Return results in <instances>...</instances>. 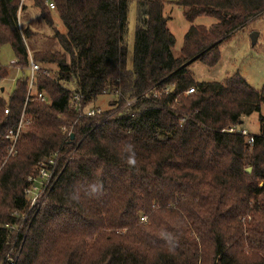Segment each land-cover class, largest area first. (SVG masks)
Segmentation results:
<instances>
[{
	"label": "trees",
	"instance_id": "16d2710c",
	"mask_svg": "<svg viewBox=\"0 0 264 264\" xmlns=\"http://www.w3.org/2000/svg\"><path fill=\"white\" fill-rule=\"evenodd\" d=\"M23 1L0 0V46L22 67L6 96L0 89V264L8 255L15 264H264V127L223 131L260 111L264 82L255 89L238 72L196 80L189 69L214 66L220 43L263 15L264 0H173L190 23L177 53L164 0H50L63 31L46 0H31L52 31L41 43L21 27ZM198 16L214 21L193 24ZM30 59L41 70L25 102ZM8 68L0 64V81ZM75 93L78 107L68 103ZM103 94L115 107L88 115ZM23 110L9 155L5 134ZM42 159L50 176L31 205Z\"/></svg>",
	"mask_w": 264,
	"mask_h": 264
},
{
	"label": "rangeland",
	"instance_id": "374dc122",
	"mask_svg": "<svg viewBox=\"0 0 264 264\" xmlns=\"http://www.w3.org/2000/svg\"><path fill=\"white\" fill-rule=\"evenodd\" d=\"M50 1V0H46ZM134 1V0H133ZM165 6L163 13L168 16L167 27L173 33L175 37V44L173 51L177 53L182 46L183 36L186 32L190 23L186 21L183 16V8L181 6L172 5L170 2L173 0H164ZM26 4L25 10H23L19 15L21 18V27L24 28V21L28 18V23H31L32 30L36 34V40L38 43L42 41H47V38H51L52 31L44 22L40 20L38 9L32 6L31 0H24ZM46 3V2H45ZM47 5V4H46ZM32 9H28L29 7ZM48 6V5H47ZM49 8V7H48ZM50 15L55 20L54 23L60 31L64 30V25L61 20L57 17L54 9H50ZM40 18V19H39ZM40 20V21H38ZM135 20H136V11L135 3L131 2L128 9V21H127V31H126V41H127V60L128 64L131 65L132 57V43L135 30ZM248 23L239 30L233 32L228 38L222 41L219 45L220 57L218 62L214 66H208L201 63L200 61H193L189 65V69L193 73V77L196 80L204 81H219L229 76L233 73L238 72L241 74L246 82L255 89H259L264 82V14L258 18L249 19ZM37 21V22H36ZM213 18L209 16H198L193 24H203L209 25L213 22ZM39 22V23H38ZM252 31H258V37L255 44H252L250 39V33ZM35 40V41H36ZM32 41V40H31ZM34 42V41H33ZM44 45V44H43ZM44 47V46H43ZM56 49L58 48L55 46ZM15 60L14 53L10 45L5 44L0 46V64L4 67H9V77L1 81L0 87H5V92L3 96L10 92L15 76L19 75L20 71H17L16 68L11 67L10 64ZM52 67V66H48ZM53 68V67H52ZM28 74L27 70H24ZM170 88V87H167ZM167 88L164 89L167 90ZM153 91L158 95L163 91L160 88H153ZM114 97L108 95H100L97 98L95 105L99 107L100 110H110L114 106L110 105L113 102ZM260 116L264 117V105L261 106L259 112L251 113L248 116H244L242 121L235 125L234 128L240 132H243L246 135L249 134H258L261 132L264 127V123L260 121ZM45 159H42L39 165L44 163ZM49 174H43L41 177H36L33 179L35 185V192L38 193V196L42 195L44 184L48 179ZM28 180H32V177L29 176ZM33 185V184H32ZM43 186V187H42ZM42 193V194H41Z\"/></svg>",
	"mask_w": 264,
	"mask_h": 264
},
{
	"label": "built area",
	"instance_id": "2783aa9c",
	"mask_svg": "<svg viewBox=\"0 0 264 264\" xmlns=\"http://www.w3.org/2000/svg\"><path fill=\"white\" fill-rule=\"evenodd\" d=\"M46 4L49 6V8L53 9L54 8V4L53 2L51 1H46ZM11 66V64H10ZM17 69V71H20L22 70V67H15ZM27 71H28V88H27V95H26V101H28L31 97V94L32 93V86H33V83H34V77H35V73L40 71L41 70V65L33 60L30 59V62H29V65L25 68ZM15 77L12 79L14 80ZM194 92V89L192 87L188 88L185 93L186 94H191ZM157 93L154 92V95H156ZM36 98L40 101H46L47 100V96L43 93V92H37L35 94ZM79 95L78 94H74L73 97H71L68 101L69 105H72L74 107H78L79 106ZM101 110L99 108H90L88 111H87V114L88 115H92L96 112H100ZM4 112L7 113L8 112V109L5 108L4 109ZM81 115V114H79ZM28 122V119L25 117L24 115V110L22 111L21 115H20V118L18 120V123L16 125L15 128H11L7 131V133L5 134V138L8 139L10 141V146H9V149H8V154H14L16 151H15V144L17 142V139H18V136L20 134V131L21 129L23 128V126ZM223 131H226V132H235L236 129L234 128V126H228L226 128L223 129ZM247 142L248 143H252L253 142V137L252 136H249L248 139H247ZM51 165L53 164V160L50 159L48 161ZM40 177L43 175V174H49L50 176V172L49 170L46 169V167H44V163L41 164V167H40ZM48 176V177H49ZM34 180H32L33 182ZM35 185L36 184H33L31 187H29L28 189H26V193L29 195V198H30V204L33 205L37 199H38V193L35 192ZM141 221L145 220V216H142L141 218ZM8 226V225H6ZM9 227H12V226H9ZM15 257L14 256H11V255H8V257L6 258V261L5 263H2V264H15Z\"/></svg>",
	"mask_w": 264,
	"mask_h": 264
},
{
	"label": "water",
	"instance_id": "95a60500",
	"mask_svg": "<svg viewBox=\"0 0 264 264\" xmlns=\"http://www.w3.org/2000/svg\"><path fill=\"white\" fill-rule=\"evenodd\" d=\"M258 31H252L251 33H250V39H251V42H252V44H255L256 43V40H257V37H258ZM2 90V89H1ZM71 138L73 137V134H71V136H70ZM247 172H250L251 171V167H247L246 169H245Z\"/></svg>",
	"mask_w": 264,
	"mask_h": 264
},
{
	"label": "crops",
	"instance_id": "0c3cea01",
	"mask_svg": "<svg viewBox=\"0 0 264 264\" xmlns=\"http://www.w3.org/2000/svg\"><path fill=\"white\" fill-rule=\"evenodd\" d=\"M27 9V8H26ZM28 9H32L33 10V7L31 6V7H29ZM40 19V18H39ZM41 20V19H40ZM40 20H38V21H40ZM37 22V21H36ZM39 23V22H38ZM45 25V24H44ZM32 27V25H31V23H28V18L27 19H25V21H24V27ZM24 70H26V69H24ZM16 77V76H15ZM0 84H1V81H0ZM13 84V83H12ZM0 89H4L5 90V87H3V86H1L0 87ZM9 92V91H8Z\"/></svg>",
	"mask_w": 264,
	"mask_h": 264
}]
</instances>
